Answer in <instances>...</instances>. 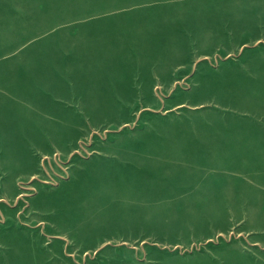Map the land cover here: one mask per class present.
Instances as JSON below:
<instances>
[{
    "label": "rangeland",
    "instance_id": "rangeland-1",
    "mask_svg": "<svg viewBox=\"0 0 264 264\" xmlns=\"http://www.w3.org/2000/svg\"><path fill=\"white\" fill-rule=\"evenodd\" d=\"M71 168L43 264H264V0H0L1 252Z\"/></svg>",
    "mask_w": 264,
    "mask_h": 264
},
{
    "label": "crops",
    "instance_id": "crops-1",
    "mask_svg": "<svg viewBox=\"0 0 264 264\" xmlns=\"http://www.w3.org/2000/svg\"><path fill=\"white\" fill-rule=\"evenodd\" d=\"M77 177L72 179L71 168L68 179L57 187L38 189L30 200L29 213L30 226L34 228L35 225L39 233L18 235L19 230H10L5 244L7 249L5 252L0 251V264H43L45 253H52L53 256L60 253L61 240L72 244V206L79 202L75 210L80 213L86 208L83 193L75 189ZM46 237L56 239L45 243Z\"/></svg>",
    "mask_w": 264,
    "mask_h": 264
}]
</instances>
